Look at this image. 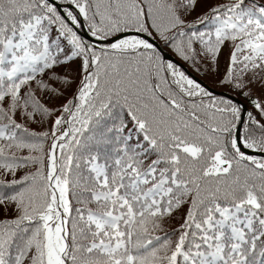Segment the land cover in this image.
I'll list each match as a JSON object with an SVG mask.
<instances>
[{
	"label": "snow or ice",
	"instance_id": "obj_1",
	"mask_svg": "<svg viewBox=\"0 0 264 264\" xmlns=\"http://www.w3.org/2000/svg\"><path fill=\"white\" fill-rule=\"evenodd\" d=\"M0 264H264V0H0Z\"/></svg>",
	"mask_w": 264,
	"mask_h": 264
},
{
	"label": "trees",
	"instance_id": "obj_2",
	"mask_svg": "<svg viewBox=\"0 0 264 264\" xmlns=\"http://www.w3.org/2000/svg\"><path fill=\"white\" fill-rule=\"evenodd\" d=\"M210 2H215V0H210ZM189 71H191V69H189ZM193 74H194V75H197V74L194 73V72H193ZM198 77H199L200 79H202V80H205L206 83H209V84L212 83L211 80H208V79H206L205 77H202V76H198ZM217 91H222V89L217 88ZM33 127H36V126L34 125Z\"/></svg>",
	"mask_w": 264,
	"mask_h": 264
}]
</instances>
